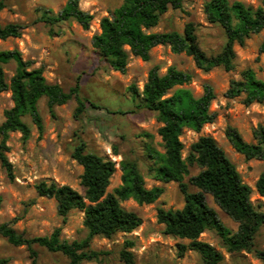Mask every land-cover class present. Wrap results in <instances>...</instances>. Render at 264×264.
I'll return each instance as SVG.
<instances>
[{
    "label": "rangeland",
    "instance_id": "obj_1",
    "mask_svg": "<svg viewBox=\"0 0 264 264\" xmlns=\"http://www.w3.org/2000/svg\"><path fill=\"white\" fill-rule=\"evenodd\" d=\"M68 0H5L6 7L0 11V24L20 22L27 25L20 37L0 39V50L19 49L25 59L33 61L32 67L44 68V75L51 83L60 84L69 91L79 84V96L87 99L86 109L78 114V97L74 96L65 104L56 105L54 114L49 108L48 98L39 101V110L44 121V132L40 134L30 116L24 117L31 127V135L24 139L21 132H12L8 141V156L13 163L15 178L9 179L0 166V195L3 197L0 209V223L9 222L19 232L28 237L51 234L61 228V237L72 241L84 238L88 230L84 224V211L72 209L66 217L58 212L55 198L40 196L36 184L41 180L68 184L83 192L81 176L83 166L72 156L81 141L87 144V151L107 156L116 162L117 170L111 178L108 191L122 184L121 160L135 159L145 177L148 188L162 186L164 193L153 203L140 204L135 199L121 200L126 209L138 213L142 224L131 232H118L112 237L96 236L92 247L107 251L100 261H84L83 264H124L121 251H133L135 264H205L201 255L188 249L179 256L178 245L188 244L189 239L164 232L165 225L157 218L158 209L181 208L185 195L179 183L155 180L149 172V161L144 154L146 143L160 151H165L158 133L161 123L156 113L130 91L136 84L143 90L149 70L156 64L165 73L170 66L190 72L192 81L187 85L196 96L204 92L205 84H211L216 93L210 110L216 113L215 120L207 123L200 131L185 128L181 140L185 144L183 157L188 156L192 143L201 135L213 136L236 165L244 182L253 188L251 200L257 208L264 210V196L256 190L255 184L264 172V159H247L238 152L226 135L229 125L236 127L245 140L255 142L253 130L264 126V101L247 104L245 95H226L233 79H240L247 68H252L257 77L264 80V52L260 46L264 30L252 34L243 45L236 44L235 67L226 70L216 66L205 71L196 65L192 55L175 52L168 44L157 45L151 50L147 61L132 56L126 72L114 70L100 56L92 44L93 36L100 32V20L109 10L119 6L123 0H80V7L94 15L90 27L84 28L78 21L49 24L38 20L44 10L58 13ZM208 0H183L181 8H170L163 14L159 24L151 31H178L184 33L186 26L193 23L198 41L208 54L222 50L226 42L224 28L207 19L205 3ZM235 1V0H230ZM259 4L258 0H242ZM17 64H4L8 82L16 72ZM14 105L12 91L0 93V125L5 120V110ZM152 135L147 137L144 134ZM1 139V137H0ZM117 149L118 153H115ZM201 168L189 164V174L185 180L197 174ZM191 191L199 190L190 185ZM208 203L214 207L221 220L233 231L239 223L230 217L207 193ZM200 239L210 243L223 253L221 264H264L257 256V249H264V225L255 237L253 250L228 251L216 230H205ZM128 241H133L130 246ZM34 257L27 245H13L0 236V256L9 259V264H69L68 257L61 252H53L39 244L33 245Z\"/></svg>",
    "mask_w": 264,
    "mask_h": 264
},
{
    "label": "trees",
    "instance_id": "obj_2",
    "mask_svg": "<svg viewBox=\"0 0 264 264\" xmlns=\"http://www.w3.org/2000/svg\"><path fill=\"white\" fill-rule=\"evenodd\" d=\"M258 1L257 6L242 0H208L205 3L207 19L211 23L220 24L227 38L222 50L215 54H208L202 49L193 23L186 26L184 33L151 31L170 8H181L183 0H123L101 18V30L93 36L92 44L114 70L123 73L132 56L147 61L151 58V50L161 44L170 45L175 52L192 55L196 65L205 71L216 66L229 71L235 67V45H243L252 34L264 30V0ZM5 7V0H0V11ZM71 19L88 29L94 15L80 7V0H68L58 13L44 10L38 18L49 24ZM26 27L20 22L0 24V39L20 37ZM260 52H264V39ZM10 61H15L17 67L8 82L4 64ZM32 65L33 61L25 59L19 49L0 50V93L11 90L14 100V105L5 110V120L0 125V166L11 180L15 178V171L8 156L10 135L19 131L24 139L30 137L31 127L24 119L26 116L32 118L40 134L44 132L45 125L39 110L40 99L44 96L48 98L53 114L56 105L67 103L74 96L78 97V114L84 112L89 102L79 96V84L66 91L60 84L47 80L42 66ZM192 79V73L176 66H170L165 73H161L160 66L156 64L149 70L143 90L131 84L130 91L141 98L145 107L156 113L161 123L158 133L165 151L158 150L149 142L144 147L150 174L155 180L164 183L178 182L185 195V203L181 208L160 207L158 221L165 225L166 234L190 240L188 244L178 245L179 256L193 249L201 255L205 264H221L223 253L201 240V234L207 229H214L228 251H251L256 234L264 225V210L253 203V188L244 182L236 165L213 136L201 135L192 143L188 156L183 157L185 144L181 135L184 129L200 131L216 117V113L210 110L216 97L213 86L205 84L203 94L196 96L187 87ZM242 94L247 104L264 101V80L258 78L252 68L244 70L240 79H233L226 93L228 97ZM144 135L152 136L148 133ZM226 135L233 147L247 159H264L262 124L253 130L255 142L245 140L239 130L231 125L227 127ZM115 153H118L117 149ZM72 156L84 168L81 176L82 193L68 184L60 185L56 181L47 180L39 181L36 190L40 196L55 198L58 212L64 217L75 208L84 211L87 235L69 241L62 239L61 228H56L49 235L28 237L9 222H3L0 223V236L7 238L13 245H27L34 257L37 252L33 245L39 244L50 251L65 254L69 264L100 261L108 252L92 247L96 236L112 237L118 232H131L142 224L138 213L123 207L121 200L133 198L140 204L153 203L164 193L165 188H148L138 162L125 157L121 160L122 184L109 192L111 178L117 170L115 161L87 151L85 141L75 147ZM189 164H197L201 170L187 182L185 178L189 174ZM190 185L199 190L191 191ZM255 187L264 196V172ZM207 193L239 223L237 231H233L221 220L217 210L208 203ZM2 202L3 197L0 195V209ZM128 244L133 246L134 242L128 241ZM256 253L264 262V249H257ZM121 259L124 264H135L131 250L123 249ZM0 264H9V259L0 256Z\"/></svg>",
    "mask_w": 264,
    "mask_h": 264
}]
</instances>
